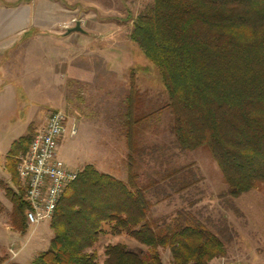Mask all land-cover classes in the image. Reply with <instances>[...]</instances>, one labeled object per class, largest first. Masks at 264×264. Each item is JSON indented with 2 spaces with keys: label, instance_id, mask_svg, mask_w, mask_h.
<instances>
[{
  "label": "trees",
  "instance_id": "obj_1",
  "mask_svg": "<svg viewBox=\"0 0 264 264\" xmlns=\"http://www.w3.org/2000/svg\"><path fill=\"white\" fill-rule=\"evenodd\" d=\"M130 39L160 74L180 148L208 149L232 197L264 185V0H154L135 18ZM126 116L127 181L83 167L50 221L48 249L31 264H100L96 245L107 232L138 246L107 244L104 264H163L164 250L171 264H211L225 256L224 242L197 218H150V185H139L133 167L142 119L134 117L131 99ZM33 137L29 131L8 152L17 190L0 182L23 232L29 204L17 158Z\"/></svg>",
  "mask_w": 264,
  "mask_h": 264
},
{
  "label": "rangeland",
  "instance_id": "obj_2",
  "mask_svg": "<svg viewBox=\"0 0 264 264\" xmlns=\"http://www.w3.org/2000/svg\"><path fill=\"white\" fill-rule=\"evenodd\" d=\"M153 1L0 0V4L27 3L33 9L30 32L24 44L12 50L11 58L71 59L60 106L49 111H63L69 119L58 151L68 167L80 172L91 164L127 180L126 113L131 99L134 117L142 119L135 126L138 151L133 167L139 185H150V218H197L225 244L226 254L217 258L218 264H264V185L232 197L208 149L180 148L160 74L130 39L135 18ZM78 22L85 32L68 33ZM179 169L183 171L174 174ZM5 181L0 178L5 187L17 190L15 183ZM20 182L25 191V183ZM0 200V264H31L49 247L50 221L42 222L30 237L27 221L26 232L15 226L13 204L2 186ZM119 242L131 246L127 235L102 234L96 245L100 264L105 246ZM10 248L22 250L13 257ZM161 252L163 264H171L168 251Z\"/></svg>",
  "mask_w": 264,
  "mask_h": 264
},
{
  "label": "crops",
  "instance_id": "obj_3",
  "mask_svg": "<svg viewBox=\"0 0 264 264\" xmlns=\"http://www.w3.org/2000/svg\"><path fill=\"white\" fill-rule=\"evenodd\" d=\"M32 10L27 3L0 4V178L7 179V185H13L7 166L11 145L45 126L49 111L60 106L66 72L71 69L70 58H11L30 32ZM46 227L50 243L53 231L49 223ZM130 242L138 246L131 238ZM167 255L170 261L169 251Z\"/></svg>",
  "mask_w": 264,
  "mask_h": 264
},
{
  "label": "built area",
  "instance_id": "obj_4",
  "mask_svg": "<svg viewBox=\"0 0 264 264\" xmlns=\"http://www.w3.org/2000/svg\"><path fill=\"white\" fill-rule=\"evenodd\" d=\"M67 122L63 111H51L45 126L34 135L28 151L19 158L17 171L26 185L30 237L42 222L51 221L65 190L80 173L58 156L60 141L68 131ZM75 132L72 126L71 133ZM21 250L10 248V253L16 257Z\"/></svg>",
  "mask_w": 264,
  "mask_h": 264
},
{
  "label": "water",
  "instance_id": "obj_5",
  "mask_svg": "<svg viewBox=\"0 0 264 264\" xmlns=\"http://www.w3.org/2000/svg\"><path fill=\"white\" fill-rule=\"evenodd\" d=\"M71 32H81V33H84L85 30L82 28L81 24L78 22L75 27H73V28H71V29L68 30V33H71Z\"/></svg>",
  "mask_w": 264,
  "mask_h": 264
}]
</instances>
